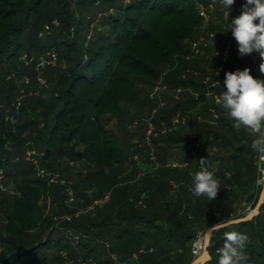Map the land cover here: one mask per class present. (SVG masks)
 Returning <instances> with one entry per match:
<instances>
[{
    "label": "trees",
    "instance_id": "obj_1",
    "mask_svg": "<svg viewBox=\"0 0 264 264\" xmlns=\"http://www.w3.org/2000/svg\"><path fill=\"white\" fill-rule=\"evenodd\" d=\"M245 3L234 0L226 18L220 0H0V170L14 190L0 188V264H189L198 230L221 221L204 264H218L233 231L247 236L245 264H264V195L256 213L240 214L259 203L261 153L215 100L227 72L264 79L259 53H237L230 31ZM206 27L214 42L193 54ZM225 44L224 59L214 51ZM50 51L56 64L40 85L35 62ZM159 81L165 104L147 144V121L133 129L139 114L127 107L136 101L150 117ZM176 115L184 121L172 127ZM28 150L62 176L76 165L72 201ZM201 158L221 188L212 201L192 192Z\"/></svg>",
    "mask_w": 264,
    "mask_h": 264
},
{
    "label": "clouds",
    "instance_id": "obj_2",
    "mask_svg": "<svg viewBox=\"0 0 264 264\" xmlns=\"http://www.w3.org/2000/svg\"><path fill=\"white\" fill-rule=\"evenodd\" d=\"M220 3L225 9L224 16L229 18V6L234 0H220ZM230 31L241 55L259 53V71L264 74V0H246L240 14L231 20ZM223 86L225 91L216 102L227 111L228 117L234 122V129H243L256 137L252 141V149L264 153V79L255 78L251 70L245 68L225 73ZM199 163L201 170L193 175V195L204 196L212 201L221 189L219 181L213 172L204 167L206 158H201ZM223 224L221 221L210 226L205 234L206 245L210 243L211 233L219 230ZM224 235L225 243L218 250V264H245L248 260L244 252L247 236L235 231L225 232Z\"/></svg>",
    "mask_w": 264,
    "mask_h": 264
},
{
    "label": "built area",
    "instance_id": "obj_3",
    "mask_svg": "<svg viewBox=\"0 0 264 264\" xmlns=\"http://www.w3.org/2000/svg\"><path fill=\"white\" fill-rule=\"evenodd\" d=\"M200 13H201V15H203L205 22H208L209 21V16L207 14V11H205L204 7H201ZM208 35L210 37H213V32H210ZM205 37L206 36L202 35V36H200L198 39H196L193 42V44H192V51L194 52L193 54H197L199 52V44L205 39ZM228 48H229V45H228ZM47 54H48V56L42 55L35 62V69L38 72L37 80H38L40 85H45L46 84V79H45V77L43 75V69H42L44 67V65H46V66H54L56 64V60H57V55H56L55 52L50 51ZM227 55H228L227 54V50L222 53V56H223L224 59L227 57ZM252 57H253V59H256V58L259 57V55L255 54V55H252ZM23 58L27 61V63H30V62L34 61L33 57L28 58L27 55H24ZM24 78H25V83H29V78L27 76H25ZM165 89H166V85L159 81L158 83H156V85L154 86V88L152 90V93H151V98L157 99L159 101V106L153 108L151 116L148 117L147 120H146L147 121V131H146V143L147 144L151 143V134H153V132L156 129L155 123H154L152 118L157 113L158 109L161 106H164V104H165L164 100L162 99V92ZM180 90L181 89L179 88L178 91H180ZM23 92H24V89L22 88L21 89V93H23ZM22 96H23V94H20V97H18L16 99V104H15L16 107H19V105L21 104ZM218 97H219L218 95H215V100L216 101H217ZM181 121H184V118H182L179 115L174 116L173 119H172V127H176L177 124L179 122H181ZM170 129H171V127L164 128V131L165 130H170ZM36 154L37 153L34 150H28L27 151V158L28 159L30 158L32 163L34 165H36L37 168H38V161H37V158L35 157ZM261 154H260V157L262 159H264V156H262ZM173 164L177 165V163H173ZM45 174H47V172H45L44 170H41V172L39 173V175L42 176V177H44ZM4 181H5V174L3 173L2 170H0V188L3 189V190H7L9 192H13L14 191L13 190V185L5 184ZM257 182L260 184V179H258ZM109 195H110V193L107 192L102 198L96 199L94 201V203L92 205H90L88 208L92 209L96 204H101V203L106 202L109 199ZM68 196H69V200L70 201H72L74 199V194H73L72 190H68ZM245 210L250 211V213L254 212V211H252V205L251 204L247 205ZM205 234L198 233L197 236L195 237V239H194V241L192 243V247H191L192 261L189 264H204L202 262V258L204 257V254H205L206 250L208 249L207 245L205 244ZM141 251L142 250H140V252ZM137 258H138V255L134 254V259L137 260ZM251 264H254V263H251Z\"/></svg>",
    "mask_w": 264,
    "mask_h": 264
},
{
    "label": "rangeland",
    "instance_id": "obj_4",
    "mask_svg": "<svg viewBox=\"0 0 264 264\" xmlns=\"http://www.w3.org/2000/svg\"><path fill=\"white\" fill-rule=\"evenodd\" d=\"M210 14H213V11ZM210 22H211V17L209 18V22H208L207 27L210 26ZM207 27L205 29V30H207V31H205L206 33L202 34L204 36H207V34H209L211 32V31L210 32L208 31ZM213 42L214 41H213L212 37H210V36L205 37V39L199 44V52L198 53H205L206 51L203 48H201V47L209 46V45L213 44ZM224 46H220V47L215 48L214 52L217 53V52H220L221 50L223 52L226 51L227 48H228V45L225 44ZM223 48H224V50H223ZM237 53H239V51H237ZM44 67H46V65H44ZM44 67L42 68L43 72H44ZM169 94L171 95L172 91L171 92L169 91ZM18 97H20V94H18L16 98H18ZM147 110H148L147 108H145L144 106H142L141 104H139L136 101L131 103L127 107V111H128V115L129 116L131 114H134V115L135 114H139V117H135L134 120H133V122H134L132 124L133 129L137 128V127H139L141 125L140 124V120H142L143 123H144L145 120H147V118H148V116H147L148 112H146ZM261 155L264 156V153H262ZM258 165H259V169H260V178H259L260 179V184L263 186L264 185V159H262L260 156H259V159H258ZM60 167L61 166L56 167V169H58ZM72 167H73V169H71V172H70L71 175L67 174V175H64V176H62V174L60 172H58L57 170L47 169L44 166H41L40 164L38 165V168H36V169H37V173L38 174L41 172V170H44L45 172H47V174H45L44 177L49 179V181H50L49 183H51V184H63V185L66 186V191H68V190H70V187H68V186H70V184H72V181L77 180L78 177H79V175H78L79 171H75L74 170V169H76V165L72 164ZM245 208H246L245 206L242 207V209L240 210V214H248V215L251 214L250 211L245 210ZM255 208L256 207L252 206V211H254ZM207 231L208 230L200 229V230H198V233L205 234V233H207Z\"/></svg>",
    "mask_w": 264,
    "mask_h": 264
},
{
    "label": "water",
    "instance_id": "obj_5",
    "mask_svg": "<svg viewBox=\"0 0 264 264\" xmlns=\"http://www.w3.org/2000/svg\"><path fill=\"white\" fill-rule=\"evenodd\" d=\"M263 195H264V188H263V191L261 193V196H260V199H259V203L258 205L256 206L255 210L253 213H256L258 210H259V207L261 206V203H262V200H263ZM253 213L249 214L247 217H250L251 215H253ZM209 230V229H208ZM208 232V231H207ZM210 239V237H209ZM208 247V245H207ZM207 253V254H206ZM210 258V253L208 251V249L206 250L205 254H204V257L202 258V262L203 263H206Z\"/></svg>",
    "mask_w": 264,
    "mask_h": 264
}]
</instances>
